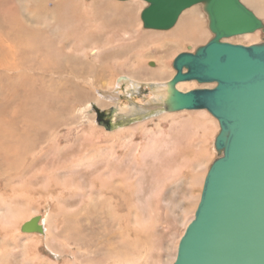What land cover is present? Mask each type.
<instances>
[{
	"label": "rangeland",
	"instance_id": "obj_1",
	"mask_svg": "<svg viewBox=\"0 0 264 264\" xmlns=\"http://www.w3.org/2000/svg\"><path fill=\"white\" fill-rule=\"evenodd\" d=\"M241 1L264 21V0ZM115 2L137 4L132 25L126 28L133 36L123 34L117 18L110 23L102 20L100 6ZM147 5L144 0H0V11L11 7L18 23L40 35L39 50L5 49L9 44L0 43L5 47H0V107L14 103L15 93H7L4 85L17 78L9 85L18 93L26 85L32 87L34 103H52L55 106L48 104L43 112L55 113L58 119L53 132L41 129L36 149L16 159L20 165L14 159L8 163L13 166L1 167L6 174L0 170V264L174 263L180 240L195 217L206 175L219 156L214 141L220 125L206 109L155 114L159 107L153 109L148 101L156 89L152 84L166 83L175 74L174 58L194 52L213 33L202 4L186 9L169 30L146 29L141 12ZM193 9L200 12L203 40L180 44L159 39ZM258 32L256 40L248 33L225 40L261 43L264 32ZM49 47L59 48V65L67 61L81 71L82 63L75 62L82 59L94 71L85 77L47 72L42 60L53 61L45 50ZM93 49L99 54L91 53ZM121 75L142 85L137 94L128 93L127 84L119 82ZM69 81L72 91L57 88L56 83ZM213 86L196 81L177 84L182 91ZM124 105L153 110L126 114L118 108ZM116 113L119 117L113 121ZM34 216H41L44 234L21 230Z\"/></svg>",
	"mask_w": 264,
	"mask_h": 264
},
{
	"label": "water",
	"instance_id": "obj_2",
	"mask_svg": "<svg viewBox=\"0 0 264 264\" xmlns=\"http://www.w3.org/2000/svg\"><path fill=\"white\" fill-rule=\"evenodd\" d=\"M144 1L146 29H169L184 10L203 4L213 33L194 52L174 58L176 73L164 102L168 111L206 109L220 125L214 141L219 156L173 264H264V40L251 45L225 40L264 32V21L241 0ZM182 81L214 86L182 91L177 87ZM40 221L34 216L21 230L42 234Z\"/></svg>",
	"mask_w": 264,
	"mask_h": 264
},
{
	"label": "bare ground",
	"instance_id": "obj_3",
	"mask_svg": "<svg viewBox=\"0 0 264 264\" xmlns=\"http://www.w3.org/2000/svg\"><path fill=\"white\" fill-rule=\"evenodd\" d=\"M144 2H146V1H144ZM1 3L4 4L3 1H1ZM136 5L137 4H135L133 2L121 3V4L120 3L118 4L116 2L115 3H109V4L105 3L103 6H100L99 13L101 14L102 20L104 18V21L106 23L113 22L117 18L116 20L119 21L118 22L119 25H121L122 28H123L122 30H124L123 34L125 36L129 37V36H133V35L131 33H129V30H126V28L127 27H131V25H132L133 15H134V11H135V6ZM196 5H198V4H196ZM4 6H3V8L0 11L1 22H3V24H0L1 29H2V31L0 33V43L2 44L3 40H4L5 43L9 44V48H5L2 45H0V47H3L5 49H14V50H18V51H20V48H22L23 50H25V52H27L28 48H30L31 51L34 50V49L39 50V48L37 47L39 45V43H37L38 42L37 39L39 38L40 35H37L34 31L30 30L24 24L18 23L19 21L17 19L16 14L13 13L12 8L10 7V9H9V6L7 8H4ZM193 6H195V5H193ZM83 9H84V7H83ZM261 11H262V9H261ZM141 14H142V12H141ZM199 15H200L199 9H196V10L193 9V10L188 11L182 17V19L180 20L178 25L172 31H170L169 33H166L164 35H161L159 39L161 41H163V42L172 41V42H177V43H180V44H182L183 42L189 41L190 39L196 41L197 37L200 38V41L203 40V35H204L203 29L204 28H203V26L201 24V21H200L201 19H200ZM142 22H143V20H142ZM143 26H144V23H143ZM173 27H171V28H173ZM171 28H169V29H171ZM169 29H166V30H169ZM154 30H158V29H154ZM258 30L254 31L253 33L252 32L248 33L249 34L248 36H250L249 37L250 40H256L258 38V35H256V33H259ZM245 34H247V33H245ZM181 46H183V45H181ZM112 47L113 46H110L109 48H112ZM58 49L57 50H53V51H52L51 47H49L48 49H45L47 51V53L51 56V60L53 59L52 62L47 61V60H42L43 61V66L44 67L45 66L49 67V68L45 67L47 72H49V73L59 72L62 75L71 74L74 77H77V76L85 77V75L90 74L91 72L94 71V69L90 65L91 63L88 64L86 61H84L82 59H80V60L78 59L77 61H76V58L74 60H72L73 58L71 60L69 59L72 62L76 61L75 63H80V64L82 63L83 65L81 64V66H83V68L81 69V71L80 70H76L71 65L67 64V61H64L65 62L64 63L61 60L62 61L61 63H63V64L59 65L60 63L58 62L59 63L58 64L56 62V60H58L60 58L59 53H58V52H60V50H58ZM106 49H108V48L105 47L104 50H106ZM67 50L68 49L66 48V51ZM39 52H40V55L43 53L41 50ZM102 52H103V50H102ZM56 53H58V56L56 55ZM91 53L97 54L98 53L97 49L91 50ZM64 54H65V57H66L67 53H64ZM68 54H67V56H68ZM116 54L121 55L122 53L121 52H116ZM57 57H58V59H57ZM95 57H97V56H95ZM107 57L108 56H105V58H101L100 60H106ZM62 59H63V57H62ZM47 62H49V64L45 65V63H47ZM114 62H116V61H114ZM153 64L154 63L152 62L151 65H153ZM84 65L86 67H84ZM153 66H155V65H153ZM163 68H164V62L160 63L158 70L159 71L160 70H164ZM31 69H32L31 67H26V71H31ZM111 71H112V69H111ZM160 72H163V71H160ZM96 73H97V71H96ZM96 73H95V75H96ZM102 73H103V76H105V73L107 74L108 72H105V73L102 72ZM42 74L45 75L43 71H42ZM21 76H23L22 79L25 78V75H21ZM87 76H90V75H87ZM118 79H119V82L127 84L128 93H130V94H135L136 93L137 94V92H139L137 90L140 89L139 88L140 85H141L140 83L133 81L127 75H121ZM13 80H12V83L10 81L9 82L11 84L15 85L16 82H17V78H16V80H14V81ZM19 80H21V79H19ZM9 82L4 85V88H6L8 90L7 93H10V92L13 91V93H15V94L17 93V94L16 95L14 94V96H13V100H12V101H14L13 104L8 103V104H6L7 105L6 107L5 106L0 107V164L2 165V166H0V168L2 167L3 169L5 167V164L3 165V163H6V166L7 165L13 166V165L8 164V163H12L16 159L23 158L24 156H26L30 151H32L39 144V142L41 140V138L39 137L41 129L45 128L44 130H42V132H44L45 130L46 131L50 130L49 132H51L52 131L51 129L52 128L54 129L55 127H57L55 125L58 123V119H57L55 113L54 114H49V113L43 112L44 108H46V110H47L46 106H48V104H50V103L47 104V103H45V101L41 102V104L34 103V100L32 98L34 91H33L32 87L29 90V88L26 85V87H23L25 90H23L21 92H20L21 89L19 90V93H21V95H20L18 93V89H16L15 87H12L11 85H9L10 84ZM71 82L72 81H69L68 83L61 84V85L56 83V85H57V88H59L60 90H64L65 89L67 91L68 89H70L69 86L72 85ZM182 82H185V81H182ZM153 85L156 86L155 87L156 89H154L152 91V94H153L152 98L148 102L149 103L152 102L153 105L156 107V108H153V109H157V107H159V109H157V111L154 110V111H156L155 114L163 113V112L168 111L166 109V107H165V104H164V102H166V99H167V96H168V81L166 83H163V84H153ZM41 88H40V90H41ZM70 90L72 91V89H70ZM79 92L80 91H78L77 93H79ZM9 96H11V95H9ZM66 97H67V95H66ZM52 99H49V101L52 100ZM55 99H57V98H55ZM62 99H65V98H62ZM6 100H7V98H6ZM52 101H55V100H52ZM46 102H48L47 99H46ZM55 103H56V101H55ZM51 104H50V106H48V108H51ZM56 104H58V103H56ZM53 106H55V105H53ZM154 106H152V107H154ZM52 108H53V110L55 109L54 107H52ZM118 108H119V110H121L122 112H125L126 114H130V113L136 111L137 109H140V111L142 113L150 112L152 114L151 111L153 110V109L145 107V106H140V107H136V106L132 107V106H130V107H128L127 105H124V106H119ZM55 110H54V112H55ZM184 110H200V109H184ZM51 111H52V109H51ZM116 112L118 113V111H116ZM169 112H171V111H169ZM117 113H116V115H114L115 117L113 118V121H116L117 117H119ZM125 113H123L121 115L124 116ZM59 125H60V123H59ZM36 133H38V134H36ZM41 134H42L41 136H43L44 133H41ZM45 136L46 135H44V138H46ZM53 138H51V141H52ZM57 139H59V138H57ZM44 141H46V139ZM44 141H42V142H44ZM49 145L50 144H48L46 146H49ZM42 149H44V148H42ZM37 153L38 152H36V154ZM36 158H37V156L34 155L33 160H36ZM18 164H19V162H18ZM17 167H16V169H17ZM28 167H29V165H28ZM2 168L0 170H2ZM13 168H12V170H15ZM21 169H22V167H21ZM3 171H5V170H2V173H3ZM25 171H26V169H25ZM8 172H10V170ZM4 174H6V173H3V175ZM40 224H42L41 221H40ZM44 233H45V231H44Z\"/></svg>",
	"mask_w": 264,
	"mask_h": 264
},
{
	"label": "flooded vegetation",
	"instance_id": "obj_4",
	"mask_svg": "<svg viewBox=\"0 0 264 264\" xmlns=\"http://www.w3.org/2000/svg\"><path fill=\"white\" fill-rule=\"evenodd\" d=\"M104 121H105V122H108V121H109V118H107V117L104 118Z\"/></svg>",
	"mask_w": 264,
	"mask_h": 264
}]
</instances>
